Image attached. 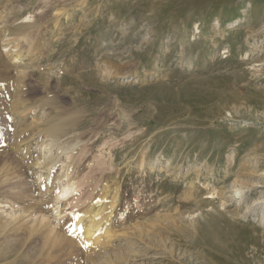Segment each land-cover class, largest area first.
<instances>
[{"label": "rangeland", "instance_id": "rangeland-1", "mask_svg": "<svg viewBox=\"0 0 264 264\" xmlns=\"http://www.w3.org/2000/svg\"><path fill=\"white\" fill-rule=\"evenodd\" d=\"M59 120L78 145L37 196ZM104 185L129 240L92 258L57 228ZM92 262L264 264V0H0V264Z\"/></svg>", "mask_w": 264, "mask_h": 264}, {"label": "bare ground", "instance_id": "bare-ground-1", "mask_svg": "<svg viewBox=\"0 0 264 264\" xmlns=\"http://www.w3.org/2000/svg\"><path fill=\"white\" fill-rule=\"evenodd\" d=\"M62 13H63L62 10H56L55 12H51V14H53V16L55 17H61ZM27 27L30 28L29 30L34 28V26H27ZM17 54L18 55L13 54L12 57L18 60L21 57L20 55L21 53H17ZM69 126L71 125L70 124L66 125L63 121L59 120L57 121V123H55L52 126H49L43 132L45 135V141H44L45 145L41 144L39 151L35 153L39 157L38 161L35 160L34 163L29 166V168H31L32 171L39 173V176L33 185L34 190L38 193L40 192V195L37 196L45 197V195L48 192L55 191L54 181L57 178L56 177L53 178V176L50 177L48 174L49 173L53 174L54 169H57V166L61 163L60 162L61 156L67 154V152L70 150V147L72 145L75 146V144H77L78 136L74 132L73 129L74 126L72 127ZM37 136L40 137L39 135ZM21 152L25 153V155L22 156L23 160H26V157L27 159H29L28 155L33 154V150L30 149V146L28 147L24 146ZM143 161H144V157L141 156L139 164H137V167L143 168L144 167ZM160 170H163V168ZM65 177L66 178L68 177V173L66 174ZM241 177H243V175ZM70 184L68 182L63 183L60 186L61 187L60 194L59 192H57L56 195L54 194L55 197L56 196L62 197V201L67 200V202L61 201L60 206H58V208L60 207V212L58 214L59 217L66 213L64 208L68 205V202L71 201V199H73L72 197L69 196L73 194V192L75 191V187ZM236 187H238V190L240 191L238 196L239 199H241L243 196L245 198V195L243 194H244V190H247L246 187L241 185ZM118 194H119V189L117 187H113L112 190L111 189L109 190V188L104 185L98 191L97 194L93 195L94 198L91 200V202L89 203L87 201L84 202L86 206L83 209L75 211L69 217H67V221H68L67 223H63L62 222L63 220L59 222L57 229L65 232L64 236H61L62 242L67 243L70 247H72L76 251L77 249L81 250L82 248L87 249L88 253L91 254V257L93 258L95 256L97 257L98 254H102L114 249L116 250L117 248H119V243L129 240L128 238L129 233L122 232L117 229L118 227L115 220V216H116L115 213L117 212L118 209ZM218 196L222 200L223 206L224 205L233 206L234 211L228 214L230 219H239L240 217L237 214V206L239 204L237 205L233 202L235 198L231 190L226 188L223 191H220L218 193ZM220 218L223 220L224 216L223 217L221 216ZM214 221L215 219L212 218V223ZM221 234L223 235V233ZM51 247H53V245ZM100 263L104 264L103 262ZM92 264H96V263L92 262Z\"/></svg>", "mask_w": 264, "mask_h": 264}]
</instances>
